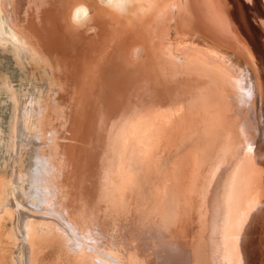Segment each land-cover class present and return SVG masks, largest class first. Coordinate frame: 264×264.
<instances>
[{
  "label": "bare ground",
  "instance_id": "obj_1",
  "mask_svg": "<svg viewBox=\"0 0 264 264\" xmlns=\"http://www.w3.org/2000/svg\"><path fill=\"white\" fill-rule=\"evenodd\" d=\"M262 11L264 0H0V46L11 45L33 77L41 75L39 68L51 76L24 82L20 94L9 77L0 79V88L9 91L14 102L8 146L12 171L0 183V224L9 220L5 236L15 244L10 264H45L42 250L49 247L51 227L58 234L55 242L66 246H61L55 264H67L64 254L87 264H264ZM78 25L85 32H77ZM163 28L172 34L160 37V47L156 35ZM194 28L205 37L197 31L189 34ZM88 44L97 52L89 51ZM92 50L97 54L93 79L86 75L92 82L78 79L76 68ZM162 62L168 71H184L179 82L196 78V83H181L189 97L183 92L175 93L176 99L163 97L164 76L158 71ZM63 76L67 83L66 78L58 79ZM166 79L175 89L171 76ZM89 83L96 89L92 86L88 95L84 87ZM116 84L119 90L107 96ZM160 108H180L182 113L145 157L148 134L154 130L155 136L162 129ZM79 110L87 118L84 140L99 144L100 121L104 146L112 148L96 166L85 167V175L93 179L84 184L89 189L84 193L70 184L71 176L75 180L80 173L68 153L72 144L59 142L67 141L60 134L74 125ZM177 125L185 128V137L176 139V150L169 155L164 150L169 139L180 135L177 130L171 133ZM51 132L55 146H50L51 154L41 155L40 147L33 146L40 143L39 135ZM124 139L127 146L122 145ZM28 146L32 155L28 165H21ZM162 152L166 155L161 179L157 173ZM134 157L141 160L140 166L147 163L143 178L128 195L139 203L137 194L151 192V199L139 213L121 217L124 260L120 251L91 243L86 223L98 219L90 211L78 215L72 210L77 205L92 209L102 186L115 192L123 183L125 161ZM57 189L54 196L49 193ZM60 193L62 200L55 205L53 198ZM33 245L39 249L34 251Z\"/></svg>",
  "mask_w": 264,
  "mask_h": 264
},
{
  "label": "rangeland",
  "instance_id": "obj_2",
  "mask_svg": "<svg viewBox=\"0 0 264 264\" xmlns=\"http://www.w3.org/2000/svg\"><path fill=\"white\" fill-rule=\"evenodd\" d=\"M252 7L253 6H250V8H252ZM247 12H248V10H247ZM249 13H250V9H249ZM261 15H262V19H263V22H264V12L263 11L261 12ZM80 26L79 25L76 26V28L78 29L77 32H82V31L85 32L84 30H82L80 28ZM186 30L187 29H185V31ZM185 31L181 32V33H184V35L188 34ZM192 31L193 32H190L189 34L195 33L197 30L194 28ZM251 32L253 34H258L257 30H255V28H252ZM198 33H200L202 36L205 37V34H203V32L199 31ZM171 34L172 33L168 29H164L163 28L159 32V34L156 35V38L159 39L158 46H160V47L163 46L160 43V37H162V38L163 37H167V36H169ZM254 40H256V39H254ZM91 45H89L88 50L91 51V49H94L95 52H97V50L95 49V45L93 44V46H94L93 48L90 47ZM228 48H230V47H228ZM156 49H157V52H158L159 49L158 48H156ZM94 50H92L91 54H90V52H88L91 56L89 55L88 57L87 56L83 57V60L84 61L86 60V61L83 62L82 66L80 68H76V71L77 72L79 71L78 74L80 76L78 79H80L81 77H85V79L88 78L89 81L91 79H93V72L95 70V58L97 56V54L94 52ZM86 51H87V49H86ZM93 53L95 55H92ZM91 59H93V61ZM89 63L90 64L94 63V64H92V66L90 65L91 68L93 67L92 69L89 67ZM86 64H88V65L86 66ZM160 64H162L164 66L163 67V66L159 65L160 66V70H158L160 75L164 76L161 79L162 84H163L162 87H161L162 90H163V91H161L163 97L165 99H169V100H171L172 97H174L176 99L175 93L179 94L181 92H183V94H186V96L189 97L190 93H184V91H182V89H181V88H183L186 85L185 84L182 85L181 83L185 82V81H189V79H190V81L196 83V78L195 79H191V78L188 79L186 77L185 79H182L179 82L178 80L180 78H182L183 76H186L184 71H182L180 69H177V68H173L171 71H168V70H166L168 68L165 67L167 64H165L163 62L160 63ZM26 66L27 65L21 60V58L19 56H16V54L13 52L11 45L0 46V79H3L6 76L9 77V79L12 81L13 86L15 87L16 91L19 92V94L21 93L20 92V87H21V85L24 82L29 83V82L33 81L34 79H36V78H38V79L42 78L44 81L47 80L48 78L51 79V76H47L45 71L42 68H39V70H38V72L41 75H39L37 77H33V75L30 73V68L28 66L27 67ZM81 70H83L82 73L84 72L83 73L84 75H82V76L80 75V71ZM89 72H91V73H89ZM86 75L91 76V79L88 76L86 78ZM167 75L171 76V79L173 80L174 84L177 83L175 89H174V87H171L170 85L166 84V82L169 81V80L166 79ZM65 78L63 76V77H59L58 79H60V80L62 79V81H64ZM67 81L68 80L66 78V80L63 83H67ZM73 81H75V80H73ZM90 82H92V81H90ZM143 83H144V81H143ZM92 84L93 83H89V87H87V86L84 87V92L86 94H88V95L90 94L91 90L93 91V90L96 89V85H94V84L92 85ZM71 85H73V84H71ZM116 85H114L112 89H108L107 90L108 91L107 96H109L112 92H115L116 89L119 90L118 87H119L120 84H116ZM92 86H93V88L91 89ZM9 95H10L9 91H6L5 89L0 88V183L2 182V179L9 178L10 175H11V171H12V161H11L12 156L9 153V147L8 146L10 144V139H11L10 138V136H11V133H10L11 125H12V122L14 120V116H13L14 102L12 101V99H11V97ZM57 95H58V93H57ZM59 97L64 98V95H62L60 93ZM55 98H56V95L53 96V100ZM157 110H158L159 114H162L161 119L159 118V114L157 116L158 119L160 120V122L161 123L163 122L162 124H160V127L162 129H161L160 132H157L155 136L153 134L154 130L153 131L151 130V132L148 134L149 136L146 139L149 142L150 149L145 151V153H144L145 157H147V156L152 154V148L155 146L154 143L157 142L156 140H158L161 135H164V132H167V128L169 127V125H172V120H174L175 118L179 117V115L182 113V109H180V108H176V109H174V108L173 109L165 108V110L160 108V109H157ZM84 114H85V112H83L82 110H79L78 111V115H77V117L75 119V123H74V125H72L73 127L68 125V126L65 127V129H63V132H61L60 135L65 136L67 138V141L66 140L61 141L62 139L61 140L59 139L60 143H63V144L71 143L72 144V145L68 146V153H69V156L72 157V159H70L72 164L79 169L80 173L77 172V175H76L77 179H75V180H73L72 176H71L70 184H73V189L75 188V191L79 192V193H82V192L84 193L87 190H89V189H87L88 187L84 186V184L87 183L89 185V181L91 179H93V178L88 177L87 175H85L86 172L88 171L86 169L88 167V164H91L94 167V166H96L99 163L101 155L104 154V152H107V151L112 152V148L111 149H107L104 146V143H106L105 142L106 139L104 137L105 136V129H104V125L100 121L97 124L98 125L97 128H99V135H98L99 144L95 145L94 144L95 141H94V143L91 144V143L87 142L88 139L84 140L85 129H88V127L86 126V123H85V120L87 118L86 117L84 118V116H85ZM238 114H240V113L238 112ZM87 115H89V114H87ZM175 130L180 132V135L178 137L169 139L167 141L168 142L167 143L168 150H164V152H167V154H169V155L176 150V146H177L176 139L177 140L184 139V137H185V131H184L185 128L184 127H182L181 125H177L176 128H172L171 129V133H174ZM53 135L54 134H52V132L48 133V134L46 133V135L45 134L44 135H42V134L39 135L40 139H41L40 143H38V141H37V143H35L36 147L35 146H33V147L34 148H37V147L39 148L40 147V149L42 150V151L40 150V154L41 155L44 154V153L48 154V155L51 154V149L53 150V147L55 146V143L57 141L56 138L54 139ZM43 136H44V139H43ZM48 143H49V146H47ZM127 144H128V142L126 141V139H124L122 145L127 146ZM45 145L47 146V148H46ZM50 146L51 147L53 146V147L51 148ZM151 146H153V147H151ZM31 147L32 146H28V148L30 150H28L26 152V154L22 157V160L20 162L21 165H28V159H29L28 157L30 155H32V153H31V149L32 148ZM46 151L50 152V153H46ZM87 151H88V153H87ZM165 155L166 154L162 152L160 157H158V161H159L158 162V164H159L158 165V171L159 172L157 173V176L159 178H161V179L163 177L162 175H163V167H164V165L160 168V164L162 165L163 163H165V160H164L165 159ZM162 157H163V159H162ZM139 161H141V160H138L137 157H134V159L129 160V162L125 161V163H124L125 170H124V173H123V176H122L123 183L120 185V187H116L117 190L115 192L111 191L109 185H107L105 187L102 186V188H100L101 192L99 193V198H98L99 202L96 201L97 200V198H96L95 199V203L92 204L91 206H89V208H91L93 206L92 209H85L84 210L85 207H80V205H77L76 206L77 208L74 209L75 211L72 210L73 212L77 213L78 215H84V212H86L87 210L90 211V214H92V216H94L95 219H98V221L96 220L97 223L94 222L95 220L94 221L92 220V222H90V220H88V222L86 223L89 226V227L88 226L87 227L90 228L89 231L91 232L90 233V235H91L90 236L91 243H93L94 245H99L100 248L102 247V245L105 244L104 245L105 247L103 246L102 249L104 248V249L112 250L114 252H119L120 251V254L123 256L124 260H125V255H123V253H122V245L121 244H122L123 241L125 242V239L124 240L122 239L121 233H120V228H121V225H120L121 221L120 220H121V217L123 216V214L125 216H131L132 217L133 213H135V212L139 213L142 204L145 201L148 202V200L151 199V192H148V194L147 193H145V194L144 193L137 194V197L140 199L139 203L135 202L133 200V198L128 195L129 191L131 190V186L136 185L137 184L136 182H137L138 178H140V177L143 178V176H144L143 167H144V165L147 162L146 163L143 162V164L141 165L142 167H141ZM50 177H51V175H50ZM51 181H52V183H54L55 179L51 180ZM170 182H171V180L168 179V181L166 183H170ZM138 186H139V188L142 187L141 184L140 185L138 184ZM94 189H98V191H99V187H95ZM57 191H59V190L58 189L56 191H52L51 190V192H49V193L50 194L52 193V195L54 196L55 194H53V192L57 194ZM58 194H59V192H58ZM77 194L78 193H76V199H77L76 202L81 203L82 199L80 198V195L79 194L77 195ZM55 197L53 198V200L55 201L54 204L55 203H56L55 205H57V203L60 204L61 201H59V198H61V200H62V193H60V197H59V195H58V197L57 196H55ZM55 199H57V201ZM102 201H104V202H102ZM162 201L165 202L164 199ZM163 202L161 204V209H160L161 212H163V209H164ZM66 203L67 202L65 201L64 204L66 205ZM97 205H98V207H96ZM99 206H100V208H99ZM98 208H99L100 212H99ZM46 209L50 210L52 208L46 207ZM119 210H121L122 212H120V218H118L119 220L118 219L116 220V217H117V215L119 213ZM91 211H92V213H91ZM96 215H98V216H96ZM48 216H50V215H48ZM102 218H103V220H102ZM48 219H50V218H48ZM92 219H93V217H92ZM99 221H101V222H99ZM113 221H114V223H113ZM3 222L0 224V241H1L0 242L1 243V245H0V251H1L0 252V263L1 264H5V263L6 264H10V260H11L10 259V254L14 250L15 244L5 236L6 231L9 230V227H10L9 220H6V221L4 220ZM90 223H92V224H90ZM99 223L101 224V227H100V225H98ZM112 223L114 225H118L119 227L118 226L114 227V225ZM109 224H111V226ZM3 225L4 226L6 225L5 229H4ZM90 225H92V226L95 225V227L92 228V226H90ZM53 226L56 227L55 224ZM99 227H100V229H98ZM50 229H49V232H51V236L49 235L50 238H47L49 247H46V248L44 247V249L42 250L43 254H44L42 256L43 257L46 256L47 259H48V261L45 262V264H55V262H54V261H56L55 259H57V257H61L60 256V249H61V252H63L62 249L64 248L63 246H65L64 244L62 245V242H58V241H62V240H58V238H57L58 244L55 242L56 241L55 238H56L57 232L54 233V232L50 231ZM113 231H115L116 234ZM118 231H119V233H118ZM2 232H4L3 235H2ZM57 236H58V234H57ZM52 238L55 239V240H53ZM104 238L108 239L107 240L108 242L107 241H103V240H105ZM50 239H52V240H50ZM113 246H116L115 249L113 248ZM109 247H110V249H109ZM30 248H33L34 251L39 249L38 246H34V245H33V247L30 246ZM117 248L118 249L120 248V249L118 250ZM3 251H5V252H3ZM27 252H28V250H27ZM31 253H32V249H30V257H32V254H33V253L32 254ZM1 254H2L3 257H1ZM147 254L149 255L151 253L148 252ZM5 255H8V256H5ZM41 257L38 256L37 262L39 260H41ZM74 257H76V256H74ZM74 257H71L70 258L71 261H69L70 259L67 257V255L64 254V258L67 260L66 261L67 264H78V263L79 264H83L82 262H84V264L88 263L87 260L86 261H79V260H77V258L75 260ZM5 258H7V259H5ZM90 258L88 259L89 261L93 260L92 258L90 260ZM1 259H3V260H1ZM68 262H70V263H68ZM43 263L44 262H42V261L40 262V264H43ZM126 264H128V263H126Z\"/></svg>",
  "mask_w": 264,
  "mask_h": 264
}]
</instances>
